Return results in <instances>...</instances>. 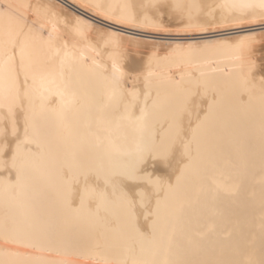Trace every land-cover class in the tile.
I'll use <instances>...</instances> for the list:
<instances>
[{
  "label": "bare ground",
  "instance_id": "1",
  "mask_svg": "<svg viewBox=\"0 0 264 264\" xmlns=\"http://www.w3.org/2000/svg\"><path fill=\"white\" fill-rule=\"evenodd\" d=\"M259 19L0 0V264H264V32L169 38Z\"/></svg>",
  "mask_w": 264,
  "mask_h": 264
},
{
  "label": "rangeland",
  "instance_id": "2",
  "mask_svg": "<svg viewBox=\"0 0 264 264\" xmlns=\"http://www.w3.org/2000/svg\"><path fill=\"white\" fill-rule=\"evenodd\" d=\"M260 20V19H259ZM263 21V22H262ZM104 24V23H103ZM225 24V23H224ZM223 23L222 24H216L217 26H219V27H221V25H224ZM172 25V24H171ZM176 25V24H175ZM174 24H173V26L170 28V25L168 26V28L166 27V28H164V29H166L165 30V32L167 31H171V32H173V33H183L182 31L184 30L185 31V34H183V35H185V36H169V38H175V39H187V40H200V39H206V38H213V37H226V36H234V35H238V34H241V33H257V34H259V33H263L264 32V20L262 19V20H260V22H242V23H240L239 25H236V27L235 26H226V25H228V24H226V25H224V28H217V27H215V25L214 26H210V29H218L219 31L218 32H214V33H209V34H205V35H194V34H197V33H200V32H198V31H194V30H192L191 32H188V34L186 35V29H183L182 30V26H180V25H176L175 26ZM229 25H231V24H229ZM182 27L181 29H180V31L181 32H178V30H179V28L180 27ZM226 26V27H225ZM241 27V28H237V27ZM223 27V26H222ZM177 28V29H176ZM236 28V29H235ZM167 29H169V30H167ZM207 29H209V27L207 28ZM175 30V31H174ZM132 32V33H131ZM133 32H136V33H133ZM159 32H161V30L159 31ZM162 32H164V30H162ZM171 32H168V33H171ZM129 33H131L132 35L133 34H136L135 36H139V37H142V38H146L147 36V38L146 39H154V40H157L158 39V37L160 38L161 37V39H165L167 36H160V35H156V34H148V33H143V34H145V35H143L142 33H140L139 34V32H137V31H130ZM264 34V33H263ZM154 35H156V36H154ZM151 36V37H150ZM198 36V37H197ZM201 36H203V37H201ZM154 37V38H153ZM157 37V38H156ZM162 37H164V38H162ZM179 37V38H178ZM183 37V38H182ZM194 37V38H193ZM144 38V39H145ZM168 38V37H167ZM166 38V39H167ZM263 38V37H262ZM261 38V39H262ZM161 39H160V41H161ZM159 40V39H158ZM261 42H264V38H263V40H260ZM145 47V46H144ZM144 47H142V49H144ZM146 47H147V45H146ZM148 49L150 48L149 46L147 47ZM136 49L137 48H133V50L134 51H132V52H135L136 51ZM139 49V48H138ZM148 49H145V51H141V49H140V51L141 52H143V56H141V54H140V57L142 58V57H144L145 58V55L144 54H146L149 50ZM132 50V49H131ZM148 50V51H147ZM137 51H139V50H137ZM137 51L135 52V53H137ZM139 51V53H141ZM131 54H133V53H131ZM139 55V54H138ZM147 234V233H146Z\"/></svg>",
  "mask_w": 264,
  "mask_h": 264
}]
</instances>
